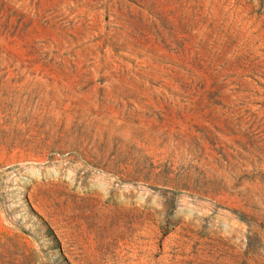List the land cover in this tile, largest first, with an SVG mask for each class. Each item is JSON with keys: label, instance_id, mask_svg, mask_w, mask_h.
Segmentation results:
<instances>
[{"label": "rangeland", "instance_id": "rangeland-1", "mask_svg": "<svg viewBox=\"0 0 264 264\" xmlns=\"http://www.w3.org/2000/svg\"><path fill=\"white\" fill-rule=\"evenodd\" d=\"M0 264H264V0H0Z\"/></svg>", "mask_w": 264, "mask_h": 264}]
</instances>
